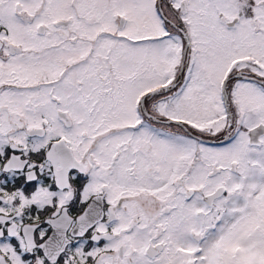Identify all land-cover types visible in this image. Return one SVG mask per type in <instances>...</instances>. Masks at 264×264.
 Listing matches in <instances>:
<instances>
[{
    "label": "snow or ice",
    "instance_id": "obj_1",
    "mask_svg": "<svg viewBox=\"0 0 264 264\" xmlns=\"http://www.w3.org/2000/svg\"><path fill=\"white\" fill-rule=\"evenodd\" d=\"M0 264H264V0H0Z\"/></svg>",
    "mask_w": 264,
    "mask_h": 264
},
{
    "label": "flooded vegetation",
    "instance_id": "obj_2",
    "mask_svg": "<svg viewBox=\"0 0 264 264\" xmlns=\"http://www.w3.org/2000/svg\"><path fill=\"white\" fill-rule=\"evenodd\" d=\"M75 211V210H74Z\"/></svg>",
    "mask_w": 264,
    "mask_h": 264
}]
</instances>
